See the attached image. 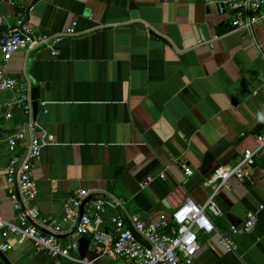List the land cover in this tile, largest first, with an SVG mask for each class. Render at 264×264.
<instances>
[{
  "label": "crops",
  "instance_id": "obj_1",
  "mask_svg": "<svg viewBox=\"0 0 264 264\" xmlns=\"http://www.w3.org/2000/svg\"><path fill=\"white\" fill-rule=\"evenodd\" d=\"M221 1L0 0L6 21L0 34L20 25L35 35L58 34L73 22L84 33L62 41L58 57L49 48L20 51L5 64L0 54V70L5 66L8 77L29 82L31 97L38 89L33 115L44 146L35 205L42 215L61 221L66 200L88 190L92 199H125L126 208L114 213L155 222L188 199L206 205L215 171L234 169L246 151L258 148L264 23L234 31L220 14ZM18 99L16 92L0 94V215L6 220L15 211L5 139L29 122ZM244 172L248 178L220 190L223 216L211 215L216 232L200 234L197 264H264V159ZM248 212L257 213L256 228L237 238L236 252L227 251L221 235ZM14 244L4 261L0 257L4 264H80L51 259L29 241ZM79 246L75 257L89 264H127L99 256L92 234Z\"/></svg>",
  "mask_w": 264,
  "mask_h": 264
},
{
  "label": "built area",
  "instance_id": "obj_2",
  "mask_svg": "<svg viewBox=\"0 0 264 264\" xmlns=\"http://www.w3.org/2000/svg\"><path fill=\"white\" fill-rule=\"evenodd\" d=\"M219 11L221 15L230 18L234 31L250 32L264 23V0H222ZM5 25L4 17L0 16V28ZM7 29L0 34V54L5 64L20 51L36 52L49 48L58 57L57 47L62 41L84 34L79 30L78 22H73L58 34L35 35L21 25L8 26ZM218 39L216 36L211 42ZM204 43L207 44L206 41ZM31 88L29 82L8 77L5 66L0 70V94L16 92L19 96L17 105L29 117L25 127L15 130L5 139L11 154L6 181L15 217L6 220L0 215V253L4 255L14 249L15 242L29 241L51 259L89 264L85 259H77L75 253L80 248L79 240L92 234L101 257H118L127 264H197L202 249L200 234L216 232L211 215L223 216L217 202L220 190L232 180L248 178L244 168L255 166L258 157L264 159L263 129L256 136L258 148L255 151H246L234 169L218 168L208 180L207 184L213 192L206 205L201 206L188 199L171 215H162L155 222H147L137 214L122 216L114 213V210L126 208L127 201L123 198L113 197L112 201L103 197L92 199L90 191L80 190L66 200L63 217L61 221H56L52 216L42 215L35 205L39 196L35 170L44 142L36 135ZM42 105L46 106L45 103ZM44 112L47 110L44 109ZM2 113L0 108V120ZM186 173L188 176L193 175L189 168ZM106 222L110 228L102 229ZM257 224V213L248 212L241 225H231L229 232L221 235L222 246L229 252H236L237 238L253 232ZM135 235L141 237L147 245L141 243ZM0 264H4L1 259Z\"/></svg>",
  "mask_w": 264,
  "mask_h": 264
},
{
  "label": "water",
  "instance_id": "obj_3",
  "mask_svg": "<svg viewBox=\"0 0 264 264\" xmlns=\"http://www.w3.org/2000/svg\"><path fill=\"white\" fill-rule=\"evenodd\" d=\"M135 27H137V28H142V29H144V25H142V24H139V23H137V24H135L134 25ZM32 98H33V100L35 101V103H34V115H35V117H37L38 116V109H39V95H38V89H33V91H32ZM102 198V197H101ZM136 237H137V239L141 242V243H143L144 245H147V243L141 238V237H139V236H137V235H135ZM0 257L3 259V261H4V254H2V253H0Z\"/></svg>",
  "mask_w": 264,
  "mask_h": 264
}]
</instances>
